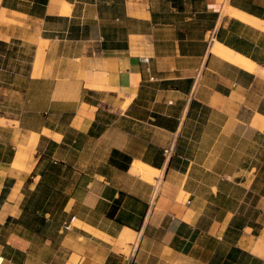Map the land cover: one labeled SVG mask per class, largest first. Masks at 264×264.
Segmentation results:
<instances>
[{"label": "crops", "instance_id": "1", "mask_svg": "<svg viewBox=\"0 0 264 264\" xmlns=\"http://www.w3.org/2000/svg\"><path fill=\"white\" fill-rule=\"evenodd\" d=\"M215 40L264 68V0H0V90L44 91L0 116V264H264V77Z\"/></svg>", "mask_w": 264, "mask_h": 264}, {"label": "rangeland", "instance_id": "2", "mask_svg": "<svg viewBox=\"0 0 264 264\" xmlns=\"http://www.w3.org/2000/svg\"><path fill=\"white\" fill-rule=\"evenodd\" d=\"M20 49L25 52V57H31L33 55V46L32 44L28 42H26L25 45L20 46ZM19 54L22 55V52H19ZM20 66H16V67L19 68ZM25 66H26V62H25ZM43 92L44 91H32L31 92L32 96H27L25 95L26 91H4L1 89L0 90V116L4 115V116H12L14 118H21V117H24L25 115H28V117H33V115L35 114L34 112H25V111L29 109L30 110L37 109L38 107H40V105L44 104V99L42 95ZM46 92L48 93L49 91H46ZM47 104L49 105V100L47 101ZM66 109L71 110L73 109V107L71 106L55 107L54 114H56L57 112L66 110ZM54 114L50 115L48 121H52V122L56 121V115ZM95 147L94 148L96 149L97 153H102V151H104L101 148V146H95ZM59 153L61 154L64 152L61 151ZM87 162H88V158L85 155L82 158H80L79 164L86 165ZM66 186L68 188V191H70V189L72 188L71 185L68 184ZM179 199L182 200L183 198L180 197Z\"/></svg>", "mask_w": 264, "mask_h": 264}, {"label": "trees", "instance_id": "3", "mask_svg": "<svg viewBox=\"0 0 264 264\" xmlns=\"http://www.w3.org/2000/svg\"><path fill=\"white\" fill-rule=\"evenodd\" d=\"M113 153V158H115L114 162L116 165L120 168L127 169L130 162L129 157L117 150H115ZM39 167L41 168L40 174L42 175V180L38 185V192L35 193V196H37L36 210L49 212V209L52 210L55 207L56 202H58V207L59 205L65 204L68 198L64 188H60V191H55V185H57L60 181L62 166L60 164L51 162L48 158L44 157L42 158Z\"/></svg>", "mask_w": 264, "mask_h": 264}, {"label": "bare ground", "instance_id": "4", "mask_svg": "<svg viewBox=\"0 0 264 264\" xmlns=\"http://www.w3.org/2000/svg\"><path fill=\"white\" fill-rule=\"evenodd\" d=\"M226 1L227 0H216V3L218 5H223ZM225 9L227 10V12H232L236 16H240L241 15L238 11L234 10L231 6H225ZM5 11H6V9L3 7L2 10H1V18L2 19H4ZM211 51H212V53H215V54H217L219 56L225 57L226 59H228L230 61L239 62L242 66H244V67H246V68H248V69H250L252 71L259 72L264 77V68L263 67L257 65L256 63L252 62L250 59H248V58L242 56L241 54H239L234 49L227 47L226 45H224L223 43H221V42H219L217 40L214 41V43H213V45L211 47ZM2 123H5V119L4 118H0V124H2ZM31 143L32 144L35 143L34 139L32 140ZM16 161L18 163V160H16ZM15 166H16V164H15ZM18 166H19V164H18ZM149 171H151L153 173H158L156 169H149ZM18 181H20V180H18ZM122 247L123 248H127L128 247L127 243L126 242L122 243ZM255 252L261 253V249H260V247L258 245L255 247Z\"/></svg>", "mask_w": 264, "mask_h": 264}, {"label": "built area", "instance_id": "5", "mask_svg": "<svg viewBox=\"0 0 264 264\" xmlns=\"http://www.w3.org/2000/svg\"><path fill=\"white\" fill-rule=\"evenodd\" d=\"M144 60H148V59H144ZM165 153H166V154H171V150H170V148L166 149V150H165ZM65 228H66V229H69V228H70V224L66 225ZM1 260H2V259H0V262H1Z\"/></svg>", "mask_w": 264, "mask_h": 264}]
</instances>
